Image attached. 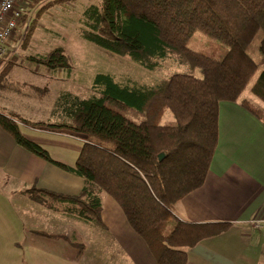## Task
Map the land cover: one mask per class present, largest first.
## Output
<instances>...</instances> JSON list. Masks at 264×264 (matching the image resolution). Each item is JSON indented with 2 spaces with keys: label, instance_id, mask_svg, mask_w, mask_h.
<instances>
[{
  "label": "trees",
  "instance_id": "16d2710c",
  "mask_svg": "<svg viewBox=\"0 0 264 264\" xmlns=\"http://www.w3.org/2000/svg\"><path fill=\"white\" fill-rule=\"evenodd\" d=\"M34 1L32 7L40 0ZM67 1L51 0L41 9ZM23 11L16 30L25 21ZM197 31L224 44L226 52L213 57L189 48ZM79 34L107 54L127 55L147 69L169 61L189 71H174L153 85L99 73L92 86L96 94L60 93L53 110L58 121H32L0 109V127L19 146L83 180L77 194L34 189L35 200L50 209L63 205L65 215L90 224L117 250L100 215L101 194H108L156 264H185L189 248L230 227L182 220L174 212L204 182L217 146L219 103L238 102L264 123V111L242 97L247 91L264 103V0H98L84 7ZM28 58L53 71L71 66L62 48ZM194 68L200 76L190 72ZM107 102L120 110L136 108L144 118L132 121ZM166 111L172 119L162 122ZM19 125L80 138L74 165L53 160ZM37 233L78 247L62 234Z\"/></svg>",
  "mask_w": 264,
  "mask_h": 264
},
{
  "label": "crops",
  "instance_id": "0c3cea01",
  "mask_svg": "<svg viewBox=\"0 0 264 264\" xmlns=\"http://www.w3.org/2000/svg\"><path fill=\"white\" fill-rule=\"evenodd\" d=\"M43 1L46 0H40ZM33 3L34 0H17L16 6H24L25 13ZM12 43L11 40L8 50ZM249 99L264 111V103L255 96ZM19 128L53 160L74 165L82 146L80 138L24 125ZM217 128V146L203 184L185 195L174 212L182 220L229 222L230 227L189 248L185 264H264V232L253 229L249 223L255 216H264V123L238 102L222 101L218 106ZM82 186V178L19 146L0 127V241L3 237L7 241L6 251L0 247V264H82L77 258V248L72 244L67 248L66 239L37 233L68 237L58 224L59 217L62 215L65 220L67 215L33 198L34 189L74 195ZM106 201L107 205L102 200L101 219L119 249L110 248L106 263L156 264L119 205L114 200L115 203ZM26 224L31 228L23 226ZM4 253L9 257H4Z\"/></svg>",
  "mask_w": 264,
  "mask_h": 264
},
{
  "label": "rangeland",
  "instance_id": "374dc122",
  "mask_svg": "<svg viewBox=\"0 0 264 264\" xmlns=\"http://www.w3.org/2000/svg\"><path fill=\"white\" fill-rule=\"evenodd\" d=\"M48 1H39L34 7L26 8L24 23L22 25L19 23V28L14 31L11 38L12 45L4 57L0 58V109L7 108L16 112V115L32 121L56 122L60 116L53 110L60 93L70 92L80 98L96 94L92 87L96 74L108 73L119 82L132 80L153 85L174 71H189L186 66L169 61H165L159 69L150 70L127 55H109L82 38L79 26L83 9L87 4L98 0H69L41 9ZM33 25H35L33 34L30 41H27L28 31ZM188 47L213 57L222 56L227 50L224 44L199 31L191 36ZM55 48H62L68 55L70 69L53 71L46 66L34 64L28 58L29 55L44 54ZM190 72L195 76L201 75L198 68L191 69ZM247 96L254 98L247 91L243 92L242 97L250 100ZM106 104L132 121L137 122L144 118V113L136 108L127 107L120 110L110 102ZM171 119L172 114L166 111L162 122ZM101 198L105 205L106 199L115 203L108 194L102 193ZM63 207L60 205V209ZM117 209L122 215L120 208ZM55 216L53 218L57 219V215ZM58 224L62 230L64 228L68 238L78 244L77 258L82 260V264H108L105 260L112 252L110 249L112 247H108V240L100 231L69 216L64 220L61 215ZM19 226L21 225H18V228ZM23 226L31 228L30 224ZM0 243L2 251H6L7 241L4 237ZM19 243H22L21 240ZM66 245L67 248L72 247L68 242ZM80 246L82 247L79 250ZM3 256L9 257L5 253Z\"/></svg>",
  "mask_w": 264,
  "mask_h": 264
},
{
  "label": "built area",
  "instance_id": "2783aa9c",
  "mask_svg": "<svg viewBox=\"0 0 264 264\" xmlns=\"http://www.w3.org/2000/svg\"><path fill=\"white\" fill-rule=\"evenodd\" d=\"M17 0H0V58L4 57L22 16L23 7L16 6ZM251 227L264 232V216H255L249 221Z\"/></svg>",
  "mask_w": 264,
  "mask_h": 264
},
{
  "label": "water",
  "instance_id": "95a60500",
  "mask_svg": "<svg viewBox=\"0 0 264 264\" xmlns=\"http://www.w3.org/2000/svg\"><path fill=\"white\" fill-rule=\"evenodd\" d=\"M163 154H159V158H162Z\"/></svg>",
  "mask_w": 264,
  "mask_h": 264
}]
</instances>
